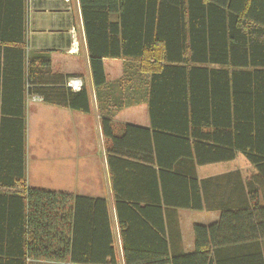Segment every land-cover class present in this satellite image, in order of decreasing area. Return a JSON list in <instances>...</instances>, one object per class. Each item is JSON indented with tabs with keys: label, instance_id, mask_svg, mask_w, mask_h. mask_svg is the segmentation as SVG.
<instances>
[{
	"label": "trees",
	"instance_id": "obj_1",
	"mask_svg": "<svg viewBox=\"0 0 264 264\" xmlns=\"http://www.w3.org/2000/svg\"><path fill=\"white\" fill-rule=\"evenodd\" d=\"M78 3L95 86L105 83L104 59L135 62L132 66L147 78L152 122L157 113L173 112L160 106L174 103L178 123L171 127L153 122L155 128L174 133V139H178L188 136L185 123L191 120L194 127L189 135L213 144L208 146L215 151L210 157L197 158L201 165L234 159L224 157L228 150L219 147V144L231 146L229 136L224 137L227 140L224 142L218 129L225 128L224 121L231 119L241 133L237 150L256 170L236 204L217 202L209 207L206 199L204 203L190 204L189 198H197L201 191L185 190L187 196L179 197L178 201L173 191L164 187L161 193L156 190V205L141 206L136 203L141 199L124 197L115 189L114 208L123 264H211L212 248L264 238V0H78ZM4 40L11 42L10 38ZM13 42L17 44L4 47V53L20 55V76L15 80L19 86L24 84L27 67L29 87V63L24 67V33ZM6 66L9 70V63ZM18 89L22 93V87ZM67 90L86 100L83 89ZM70 108L88 112L86 102L83 107L70 103ZM17 121L20 172L10 182V188L0 189V258H7L6 264H24L26 259L118 264L104 200L75 197L71 202L65 195L27 187L22 110ZM199 124L213 127L214 132L201 136ZM101 125L104 137L117 139L110 121L103 120ZM199 145L196 143L195 151ZM160 168L163 178L170 174L166 170L173 169L170 164H162ZM216 180L208 182L213 185ZM174 207L220 213L216 224L193 227L196 251L191 255H174V226L170 222ZM154 212L159 220L151 223L149 213ZM96 216H101L102 221L98 222ZM147 230L155 234V239L147 236ZM92 232L100 233L105 242L107 239V252L77 250L80 241L93 244ZM235 233L246 236H232Z\"/></svg>",
	"mask_w": 264,
	"mask_h": 264
},
{
	"label": "crops",
	"instance_id": "obj_2",
	"mask_svg": "<svg viewBox=\"0 0 264 264\" xmlns=\"http://www.w3.org/2000/svg\"><path fill=\"white\" fill-rule=\"evenodd\" d=\"M21 33H24L25 43L24 67L27 63L30 65L29 87L27 67L24 84L19 86L15 80L20 76V55L4 53L3 49L16 45L17 42L13 41ZM4 38H10L11 42ZM88 58L78 0H0V189L10 188V182L20 172L17 119L22 110L25 120V180L28 140L37 144L40 137L37 132H32L41 125L42 189L70 197L71 202L75 197L104 200L111 220L112 246L118 255V264H123L114 208L115 189L124 197L141 199V202H136L141 206L156 205V190L161 193L164 187H169L178 201L179 197L187 194L185 190L189 193L194 189L201 191L197 198H189L190 204L204 203L205 199L209 207L217 202L236 204L237 198L242 196L241 190L256 170L242 151L237 150L241 133L236 129V122L225 120V128H218L221 140L226 142L224 137L228 135L231 144L230 148L219 144L221 149L228 150L224 157L234 159L200 165L197 158L210 157L215 151L208 145L213 144L189 135L194 127L189 119L185 123L188 136L178 139H174V133L152 125L154 122L157 126L174 127L178 123L174 118V103L160 106L173 112L157 113L152 122L148 110L147 78L140 75L135 65L132 66L135 62L104 59L105 83L95 86ZM5 77L10 80L4 81ZM73 77L83 80L85 101L66 89L67 80ZM19 87H22V93ZM34 96L43 100L33 101ZM84 102L88 108L86 113L70 108V103L74 107H83ZM103 120L112 123L117 139L104 137ZM200 125L203 124H199L197 129L201 136L214 132L213 127ZM196 143H201L198 151L194 149ZM55 159H58V166L52 167ZM162 164L173 167L171 171L166 170L170 174L164 178L160 168ZM193 179L196 183H192ZM211 179H217L216 183L210 185L208 181ZM159 200L161 203V196ZM149 214L151 223L159 220L156 212ZM95 219L102 221L101 216ZM219 219L218 210L174 207V218L170 221L174 226V255L193 254L196 251L193 227L211 226ZM147 232V236L155 239V234ZM232 236L246 235L235 233ZM78 239L81 240L80 236ZM91 239L93 244L80 241L77 250L107 252L109 242L107 239L105 242L100 233L92 232ZM6 262L7 258H0V264ZM210 263L264 264V238L212 248ZM24 264L65 263L26 259Z\"/></svg>",
	"mask_w": 264,
	"mask_h": 264
},
{
	"label": "rangeland",
	"instance_id": "obj_3",
	"mask_svg": "<svg viewBox=\"0 0 264 264\" xmlns=\"http://www.w3.org/2000/svg\"><path fill=\"white\" fill-rule=\"evenodd\" d=\"M37 132V135L40 137L38 139L39 141L37 144L30 142L28 140L27 145V160H28V167H27V178H26V185L29 189H35L40 191H46L45 189H42L43 187V179H42V169H43V156H42V134H41V125L38 127H35L34 134ZM58 166V159H55L52 161L51 166L54 167V165ZM58 168V167H57Z\"/></svg>",
	"mask_w": 264,
	"mask_h": 264
},
{
	"label": "built area",
	"instance_id": "obj_4",
	"mask_svg": "<svg viewBox=\"0 0 264 264\" xmlns=\"http://www.w3.org/2000/svg\"><path fill=\"white\" fill-rule=\"evenodd\" d=\"M66 88L71 90L72 92H79L83 89L84 83L83 80L79 77L69 78L65 84ZM33 101H42L40 97L34 96L32 98Z\"/></svg>",
	"mask_w": 264,
	"mask_h": 264
}]
</instances>
